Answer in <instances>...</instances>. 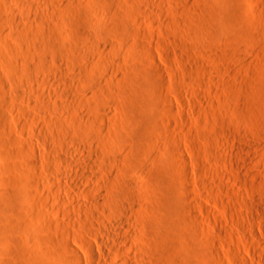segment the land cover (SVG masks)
Instances as JSON below:
<instances>
[{
	"label": "rangeland",
	"instance_id": "obj_1",
	"mask_svg": "<svg viewBox=\"0 0 264 264\" xmlns=\"http://www.w3.org/2000/svg\"><path fill=\"white\" fill-rule=\"evenodd\" d=\"M224 1L0 0V264H264V0Z\"/></svg>",
	"mask_w": 264,
	"mask_h": 264
},
{
	"label": "bare ground",
	"instance_id": "obj_2",
	"mask_svg": "<svg viewBox=\"0 0 264 264\" xmlns=\"http://www.w3.org/2000/svg\"><path fill=\"white\" fill-rule=\"evenodd\" d=\"M62 1V0H61ZM215 3L216 4H218V5H224L225 4V1L224 0H215ZM44 5V4H43ZM59 5V4H58ZM60 7V6H59ZM57 8V7H56ZM60 9V8H59ZM100 9V8H99ZM49 10V9H48ZM100 13V12H99ZM3 15V14H2ZM21 17V16H20ZM18 18V17H17ZM40 18V17H39ZM38 19V18H37ZM10 22V21H9ZM20 22V21H19ZM24 25V24H23ZM23 25H21L22 27H23ZM26 26V25H25ZM86 26V25H85ZM37 29V28H36ZM87 29H88V27H87ZM39 30V29H38ZM66 30V29H65ZM37 31V30H36ZM40 31V30H39ZM25 32V31H24ZM66 32V31H65ZM23 33V32H22ZM30 33H31V31H30ZM67 33V32H66ZM38 34V33H37ZM42 34V33H41ZM15 35V34H14ZM30 35V34H29ZM27 36V35H26ZM31 36V35H30ZM42 36H43V34H42ZM16 37H17V35H16ZM22 37V36H21ZM24 38V37H23ZM29 38H31V37H29ZM35 38V37H34ZM90 38V37H89ZM54 39H56V38H54ZM31 40V39H30ZM57 40V39H56ZM32 41V40H31ZM91 41V40H90ZM51 42V41H50ZM87 42H89V41H87ZM92 42V41H91ZM94 42H95V40H94ZM38 44V43H37ZM39 45V44H38ZM43 48H46V50H47V46L48 45H46L44 42H43V44L41 43L40 44ZM50 45H51V43H50ZM50 45H49V47H50ZM88 45V44H87ZM34 46V45H33ZM103 46V45H102ZM38 47V46H37ZM52 47V46H51ZM53 47H54V45H53ZM52 47V48H53ZM56 47H57V45H56ZM55 47V48H56ZM105 47H107V45L105 46ZM35 48V47H34ZM39 48V47H38ZM42 48V49H43ZM101 48V45L100 46H98V49H100ZM54 49V48H53ZM57 49V48H56ZM102 49H104L103 47H102ZM106 49V48H105ZM52 50V49H51ZM55 50V49H54ZM108 50V49H107ZM22 50H20V52H21ZM36 51V50H35ZM57 51V50H56ZM99 51V50H98ZM102 51V50H101ZM13 52V51H12ZM97 53V52H96ZM101 53V52H100ZM24 54V53H23ZM28 54V53H27ZM29 55V54H28ZM81 55V54H80ZM15 56V55H14ZM27 56V55H26ZM60 57V56H59ZM87 57V56H86ZM30 59V58H29ZM23 60V59H22ZM25 60V59H24ZM32 60V59H31ZM30 60V61H31ZM53 60V59H52ZM12 61V60H11ZM34 62V61H33ZM39 62V61H38ZM13 63V62H12ZM52 63V62H51ZM14 64V63H13ZM31 64V63H30ZM50 64V63H49ZM88 64H90V63H88ZM24 65V64H23ZM51 65V64H50ZM59 66H57V67H60V64H58ZM75 65V64H74ZM92 65V64H91ZM21 67V66H20ZM23 67H25V66H23ZM34 67V66H33ZM72 67H74V66H72ZM41 68V67H40ZM75 68H77V66L75 67ZM80 68V67H79ZM79 68H77V69H79ZM84 68H86V67H84ZM23 69V68H22ZM35 69V68H34ZM60 69V68H59ZM45 70V69H44ZM47 70V69H46ZM35 71H37V70H35ZM39 71V70H38ZM59 71V70H58ZM17 74V73H16ZM54 74V73H53ZM58 75V74H57ZM62 74L61 73H59V75H58V77H59V80L58 81H56L57 83H60L61 85H63V86H66L67 87V85H68V83L70 84V82L71 81H68L66 78H64L63 76H61ZM79 76V75H78ZM88 77V76H87ZM29 78V77H28ZM31 78V77H30ZM94 78V77H93ZM89 79V78H88ZM74 80V79H73ZM72 80V81H73ZM80 80H81V78H80ZM84 80V79H83ZM87 80V79H86ZM90 80V79H89ZM75 81V80H74ZM73 81V82H74ZM31 82H32V84L34 83V84H38L39 83V81L38 80H36V79H32L31 80ZM49 82V81H48ZM56 82H50L51 84H54V83H56ZM91 83V82H90ZM31 84V85H32ZM24 85V84H23ZM94 85V84H93ZM101 85V84H100ZM106 85V84H105ZM34 87V86H33ZM55 87V86H54ZM101 87V86H100ZM61 88V87H60ZM59 88V89H60ZM103 87H101V89H102ZM63 89V88H62ZM100 89V88H99ZM100 89V90H101ZM105 89V88H104ZM99 90V91H100ZM95 91H98V90H96L95 89ZM105 91V90H104ZM101 92V91H100ZM106 94H107V92H105ZM49 94V93H48ZM51 94V93H50ZM58 94H60V96H62L63 98H65V100H69V97L70 96H68V94H70V92H68V91H60V92H58ZM53 95H55V93L53 94ZM104 95V94H103ZM72 96V95H71ZM37 97V96H36ZM68 97V98H67ZM74 97V96H73ZM37 98H40V99H42V100H48V101H50L51 100V96L50 95H47L46 96V94H38V97ZM28 99V98H27ZM42 100H40V101H42ZM52 101V100H51ZM64 101V100H63ZM81 101V100H80ZM87 101V100H86ZM94 101V100H93ZM8 102V101H7ZM62 102V101H61ZM69 102V101H68ZM72 102V101H71ZM48 103V102H47ZM86 103V102H85ZM88 103V102H87ZM63 104V103H62ZM66 104V103H65ZM64 104V106H66ZM79 104V103H78ZM84 104V103H83ZM10 105V104H9ZM57 105V104H56ZM101 105V104H100ZM103 105V104H102ZM49 106H50V104H49ZM52 106H53V104H52ZM105 106V105H104ZM58 107V106H57ZM94 107V106H93ZM103 107V106H102ZM102 107H100V108H102ZM104 108V107H103ZM171 108H173V107H171ZM170 107H169V109H171ZM91 110V109H90ZM96 110V109H95ZM14 111V110H13ZM101 111V110H100ZM169 111H171V110H169ZM101 112H103V114H104V116L103 117H101V115H99L100 117H91L90 116V114H88L89 115V119L86 121V122H90V124H94L96 121L98 122V119L97 118H99V122H101V123H104V122H108V120H109V122L108 123H110V121H113L114 122V120H112V118H113V116H112V110L111 109H109V108H104L103 109V111H101ZM14 113V112H13ZM64 114V113H63ZM98 115V114H97ZM68 116V115H67ZM93 116V115H92ZM104 117H106V118H108L106 121H105V119H104ZM82 119V118H81ZM87 119V118H86ZM75 120V119H74ZM73 121V120H72ZM84 121V120H83ZM118 121V120H117ZM75 123V122H74ZM112 123V122H111ZM110 123V124H111ZM116 123V122H115ZM175 123H177V122H175ZM71 124H72V122H71ZM77 124V123H76ZM85 124H87V123H85ZM113 124V123H112ZM73 125V124H72ZM100 125V124H99ZM115 125V124H114ZM113 125V126H114ZM79 126V125H78ZM86 126V125H85ZM111 126V125H110ZM113 126H111V127H113ZM109 127V126H108ZM89 128V127H88ZM90 128H92V127H90ZM103 128V127H102ZM105 128V127H104ZM119 128V127H118ZM107 129V128H106ZM106 129H104V131L106 130ZM102 130V129H101ZM109 130V129H108ZM81 131H82V129H81ZM80 131V132H81ZM104 131H102L103 133H104ZM110 131V130H109ZM108 131V132H109ZM76 132V131H75ZM103 133H101V135H99L98 137H97V140H98V142H100V144L101 143H103V142H105L104 140L107 138V137H105V136H109V135H105V136H103ZM110 133V132H109ZM92 134V133H91ZM105 134V133H104ZM90 136V135H89ZM95 136V135H94ZM65 138V137H64ZM96 138V137H95ZM60 139V138H59ZM62 139V138H61ZM93 139V138H92ZM92 139H90V140H92ZM109 139H111V136H110V138ZM57 140V139H56ZM55 140V141H56ZM107 140H108V138H107ZM107 140H106V142H107ZM65 141V140H64ZM94 142V141H93ZM97 143V142H96ZM103 144H105V143H103ZM66 145V144H65ZM140 145V144H139ZM59 146V145H58ZM64 146V145H63ZM97 146V145H96ZM106 146V145H105ZM104 145L102 146V147H105ZM134 146V145H133ZM235 146V145H234ZM95 148V147H94ZM138 148V147H137ZM61 149V148H60ZM96 149V148H95ZM91 150V157L90 158H92L93 160L95 159V160H101V158H102V154H101V152H99L98 151V149L97 150ZM100 149H101V146H100ZM103 150H104V148H103ZM136 150V149H135ZM101 151V150H100ZM247 151V150H246ZM104 153V152H103ZM135 153V152H134ZM58 158V157H57ZM89 158V159H90ZM105 158V157H104ZM56 159V158H55ZM60 158H58V163L60 164V165H62V164H64V163H69V162H66L64 159L63 160H59ZM105 160H107L106 158L103 160V165H104V163H106L107 161H105ZM187 160V159H186ZM188 161V160H187ZM231 161V160H230ZM56 162V161H55ZM98 162V161H97ZM183 162V161H182ZM71 163V162H70ZM69 163V164H70ZM91 163V162H90ZM101 163V164H102ZM185 163H186V161H185ZM231 163V162H230ZM229 163V164H230ZM58 164V165H59ZM184 164V163H183ZM66 165V164H65ZM186 166V165H185ZM68 167H69V165H68ZM102 167V166H101ZM105 167V166H104ZM13 168H15L14 166H13ZM74 168V167H73ZM96 168V167H95ZM184 168V167H183ZM16 169V168H15ZM64 169V168H63ZM94 169V168H93ZM103 169V168H102ZM92 170V169H91ZM95 170V169H94ZM189 170V169H188ZM13 171H15V170H13ZM106 171V170H105ZM205 173V172H204ZM61 175V174H60ZM102 175V174H101ZM124 175V174H123ZM221 176V175H220ZM89 177V181H90V179H92L91 181H93V179H94V181L96 180V179H99V173L97 174V172L96 171H93L92 170V172H91V174L90 175H88V174H85L84 175V178H86V180H87V178ZM108 177V176H107ZM113 178V177H112ZM126 178V177H125ZM119 179H120V177H119ZM129 179V178H128ZM126 180V179H124V178H122V179H120V181L121 182H123L124 183V188H125V190L126 191H128V192H125L124 191V188H123V190H121V191H124L125 193H132L134 190L132 189L133 188V184H135V183H133L130 179L129 180ZM117 180V179H116ZM191 180V179H190ZM42 181V184H43V180H41ZM58 181V180H57ZM88 181V180H87ZM108 182V181H107ZM118 182V181H117ZM116 182V183H117ZM188 182V181H187ZM190 182V181H189ZM69 183V182H68ZM120 183V182H119ZM41 184V185H42ZM53 184H54V182H53ZM118 184V183H117ZM37 185H39V184H37ZM45 185V184H44ZM71 185V184H70ZM83 185V184H82ZM81 183H74V185H73V188H74V193L76 192V193H79L80 191H81ZM116 186V185H115ZM45 187V186H44ZM72 187V186H71ZM59 188V187H58ZM61 188V187H60ZM114 188V187H113ZM122 188V187H121ZM37 189H38V187H37ZM46 189V188H45ZM44 189V190H45ZM62 189V188H61ZM64 189V191H65V188H63ZM217 189V188H216ZM219 189V188H218ZM56 190H59V189H56ZM72 190V189H71ZM71 190H69L70 191V193L72 194V191ZM114 190H115V188H114ZM131 190V192H129ZM133 190V191H132ZM52 191V190H51ZM54 191V190H53ZM62 191V190H61ZM137 191V190H136ZM37 192V191H36ZM55 192V191H54ZM138 192H139V190H138ZM58 193H60V191L58 192ZM75 193V194H76ZM82 193V192H81ZM91 193H92V191H91ZM94 193V192H93ZM59 195V194H58ZM57 195V196H58ZM81 196V195H80ZM97 196V195H96ZM99 196V195H98ZM60 197V196H59ZM57 197V199H58V201L60 200V198H62V197ZM108 197V196H107ZM128 197V196H127ZM74 198V197H73ZM99 198V197H98ZM97 197L95 198V199H97V200H94V203H93V206L94 207H96L98 210H101L102 212H103V214L105 213V211L106 210H108L109 211V213H111L112 215L110 216V218H109V225H107V224H105L104 223V229L106 230V234H108V237L109 238H111L112 240H114L115 242H117L119 239H120V237H119V235H117V237L115 236V234H113L112 232L113 231H111V226L112 225H116V226H119V227H121V228H126V226L127 225H133V229H134V233H137L136 232V222H135V220L134 219H132V218H130V219H127L129 216H128V214L127 213H125V212H128V210H130L131 211V209H130V207L134 204L133 203V201L131 202V203H133V204H131V206H130V203H128L126 200H120L121 198H119V197H117V198H119V200L118 199H115V201H113L112 199H111V197H110V199L111 200H109V201H107V203H105V204H107V205H105V204H102V202H100L102 199H98ZM116 198V197H115ZM109 199V198H108ZM61 202V201H60ZM62 202H63V200H62ZM130 202V201H129ZM144 202V201H143ZM151 202V201H150ZM80 204V203H79ZM74 206H75V204H74ZM148 206V205H147ZM76 207V206H75ZM86 207H88V206H86ZM139 207V206H138ZM152 207V206H151ZM132 208H134V205H133V207ZM137 208V207H136ZM140 208V207H139ZM142 209H143V207H141ZM105 210V211H104ZM118 210L119 211H121V213H123L122 215H120L121 217H117L116 216V212H118ZM133 210V209H132ZM107 211V212H108ZM80 212V211H79ZM34 215V214H33ZM32 215V216H33ZM41 216H42V214H40ZM84 215V214H83ZM83 215H82V213H79V216L81 217H83ZM105 215V214H104ZM103 215V216H104ZM137 215V214H136ZM196 215V214H195ZM40 216V217H41ZM44 216V215H43ZM78 216V215H77ZM35 217V216H34ZM45 217V216H44ZM86 217H94V214H89V215H86ZM195 217V216H194ZM197 217V216H196ZM84 218V217H83ZM33 219V218H32ZM35 219V218H34ZM196 219V218H195ZM263 219V218H262ZM139 220V219H138ZM100 222V221H99ZM111 224V225H110ZM131 226H127V227H131ZM132 228V227H131ZM132 229V230H133ZM253 230V229H252ZM115 233V232H114ZM132 233V232H131ZM133 233V234H134ZM139 233V232H138ZM134 236V235H133ZM37 238V237H36ZM140 239H142V238H140ZM36 240V239H35ZM123 240V239H122ZM102 243H103V240L101 241ZM119 242V241H118ZM264 242V241H263ZM262 242V243H263ZM41 244V243H40ZM68 244V243H67ZM119 244V243H118ZM81 245V244H80ZM115 245V244H114ZM39 246V245H38ZM121 246V245H120ZM256 247H257V245H256ZM70 248V247H69ZM71 248H73V247H71ZM70 248V249H71ZM109 248V247H108ZM121 248L122 247H117V248H113L112 250H108V251H101V257H94L93 259H92V262H91V264H109L108 263V260L110 259V258H112V257H114V258H118L119 256H120V254L122 253V250H121ZM259 248H261L260 246H259ZM263 248V247H262ZM48 249V248H47ZM257 249V248H256ZM72 250V249H71ZM262 250V249H261ZM74 250H72V252H73ZM91 251H93V249L91 248ZM262 252V251H261ZM260 252V253H261ZM75 253V252H74ZM94 253V252H93ZM151 254V253H150ZM149 254V255H150ZM145 256V255H144ZM261 257V256H260ZM259 257V258H260ZM145 258V257H144ZM126 259V258H125ZM124 260V259H123ZM152 260V259H151ZM75 261H77V263L78 264H84L85 262H84V260H83V257H81L80 255H77L76 254V258H75ZM131 262V261H130ZM118 263H120V264H129V262L128 261H119ZM86 264V263H85ZM111 264V263H110Z\"/></svg>",
	"mask_w": 264,
	"mask_h": 264
}]
</instances>
